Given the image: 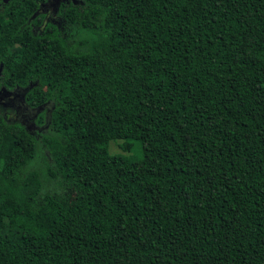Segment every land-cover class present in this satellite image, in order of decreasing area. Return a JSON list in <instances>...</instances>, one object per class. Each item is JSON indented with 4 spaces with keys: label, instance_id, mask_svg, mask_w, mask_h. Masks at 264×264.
I'll return each mask as SVG.
<instances>
[{
    "label": "trees",
    "instance_id": "trees-1",
    "mask_svg": "<svg viewBox=\"0 0 264 264\" xmlns=\"http://www.w3.org/2000/svg\"><path fill=\"white\" fill-rule=\"evenodd\" d=\"M59 14L0 32V86L52 104L45 134L0 112V264H264V0Z\"/></svg>",
    "mask_w": 264,
    "mask_h": 264
},
{
    "label": "flooded vegetation",
    "instance_id": "flooded-vegetation-1",
    "mask_svg": "<svg viewBox=\"0 0 264 264\" xmlns=\"http://www.w3.org/2000/svg\"><path fill=\"white\" fill-rule=\"evenodd\" d=\"M70 2L71 0H0V32L4 30V26L11 23V18H23V21L19 20L17 22H13V24L21 25V27H25L26 24H30L32 31L41 29L44 22L56 23V21H59L58 19L60 18V5L62 3L69 4ZM27 16H29L30 19L36 18L37 23L30 22V19L25 20ZM24 92L25 89L16 88L14 90H8L5 87L0 86V103H7L10 105V100L16 99L23 101L25 108L36 109V107H33L24 101ZM3 118L7 121H12L5 114H3ZM22 125L25 126L24 124ZM25 128L31 133L36 132L26 126Z\"/></svg>",
    "mask_w": 264,
    "mask_h": 264
},
{
    "label": "rangeland",
    "instance_id": "rangeland-1",
    "mask_svg": "<svg viewBox=\"0 0 264 264\" xmlns=\"http://www.w3.org/2000/svg\"><path fill=\"white\" fill-rule=\"evenodd\" d=\"M56 24L60 25L59 21H56ZM4 101V99H3ZM11 104L8 105L7 103H0V112L3 116L5 114L9 117L10 120L18 121L24 124L26 127L35 130L38 134H45L48 132V122L50 111L52 108V104L48 103L36 109H28L25 108V104L21 100L11 99ZM43 111L44 112V120L40 124L38 123L37 115ZM121 143L120 139H113L109 142V151L110 153H122L119 144ZM50 162V156L43 146L40 145L38 155L36 159L32 163V167L35 169H42L44 166V162ZM51 163V162H50ZM14 165V162L11 160H6L3 164V172L6 173L9 169H11ZM44 181V192H54V193H65L70 197V199L74 200V191L70 188H67L65 185H58V180H52L48 177H42Z\"/></svg>",
    "mask_w": 264,
    "mask_h": 264
}]
</instances>
